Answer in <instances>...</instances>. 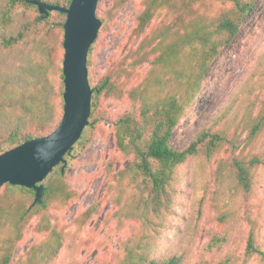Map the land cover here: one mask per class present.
Segmentation results:
<instances>
[{
	"label": "trees",
	"instance_id": "16d2710c",
	"mask_svg": "<svg viewBox=\"0 0 264 264\" xmlns=\"http://www.w3.org/2000/svg\"><path fill=\"white\" fill-rule=\"evenodd\" d=\"M32 1L2 0L0 52L16 53L19 66L16 70L0 68V155L50 135L64 114L67 15L56 11L45 16ZM37 1L62 8L72 2ZM103 1L98 4L99 19ZM131 1L115 0L114 9L118 11ZM259 1L143 0L130 37L139 43L123 59L113 61L95 85L90 83V125L65 156L66 164L57 166L43 182V203L34 204L36 193L32 189L10 184L0 189V264H53L59 257L67 233L53 223L51 212L77 197L66 181L69 165L82 155L107 120L104 103L123 99L130 102V107L112 125L117 153L129 163L117 168L116 157L108 160L104 170L113 183L107 194L116 207L118 226L138 223L141 231L123 242L125 254L118 264H184V256L159 255V236L152 232L164 226L163 217L172 209L179 167L201 154L213 157L225 137L208 129L184 149L175 148L172 139L213 64L236 41ZM29 12L34 13L31 18ZM101 19L108 24V17ZM96 42L89 52V72ZM142 68H147V73L138 82ZM263 129L264 109L250 125V138H257ZM262 164L260 155L249 162L234 160V179L246 193L252 192L256 170ZM100 206L101 201L82 213L77 220L79 226L94 218ZM31 227L45 239L15 260L18 246ZM225 242L215 237L206 250L213 252ZM256 255L264 263V249L257 247L251 233L241 264H250Z\"/></svg>",
	"mask_w": 264,
	"mask_h": 264
},
{
	"label": "rangeland",
	"instance_id": "374dc122",
	"mask_svg": "<svg viewBox=\"0 0 264 264\" xmlns=\"http://www.w3.org/2000/svg\"><path fill=\"white\" fill-rule=\"evenodd\" d=\"M143 0H133L116 11L115 0H104L100 19L109 18L92 53L89 78L91 85L106 73L111 63L123 59L139 40L131 33L143 8ZM2 0H0V10ZM31 18L34 13H27ZM102 21V19H101ZM19 56L0 52V68L16 70ZM140 82L147 68L140 69ZM130 107L127 99L104 103L107 120L102 122L82 155L69 165L66 181L77 193L67 205L51 212L53 223L67 233L65 247L53 264H118L124 258L123 242L141 231L138 223L118 226L115 205L107 194L113 183L105 173L112 157L117 168L128 160L115 148L112 121ZM264 109V0L250 14L236 41L218 57L206 77L196 101L187 109L177 126L172 145L184 149L208 129L220 132L225 140L217 153L208 158L201 154L179 167L174 181L172 209L164 215L158 254L184 256V264H241L247 241L254 234L257 247L264 249V129L250 138V125ZM260 155L263 164L256 170L251 193L240 188L233 173L235 159ZM101 201L99 213L85 225L78 218ZM225 239L220 249L208 252L214 238ZM45 239L31 227L16 258L32 245ZM250 264H264L256 255Z\"/></svg>",
	"mask_w": 264,
	"mask_h": 264
},
{
	"label": "water",
	"instance_id": "95a60500",
	"mask_svg": "<svg viewBox=\"0 0 264 264\" xmlns=\"http://www.w3.org/2000/svg\"><path fill=\"white\" fill-rule=\"evenodd\" d=\"M100 0H72L68 8L32 1L41 14L62 12L67 15L64 25V114L58 128L50 135L28 141L0 155V189L7 185L32 189L35 205L45 196L43 182L72 151L90 125L93 89L89 80L88 57L99 36L102 21L97 16ZM49 143V144H48ZM48 144L61 150L55 159L44 162L38 158L37 148Z\"/></svg>",
	"mask_w": 264,
	"mask_h": 264
},
{
	"label": "clouds",
	"instance_id": "9594fccd",
	"mask_svg": "<svg viewBox=\"0 0 264 264\" xmlns=\"http://www.w3.org/2000/svg\"><path fill=\"white\" fill-rule=\"evenodd\" d=\"M48 144L37 148L38 158L42 159L44 162H50L51 160L55 159L61 150L59 147L49 148Z\"/></svg>",
	"mask_w": 264,
	"mask_h": 264
}]
</instances>
